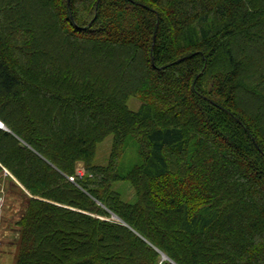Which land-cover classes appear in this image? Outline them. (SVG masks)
Wrapping results in <instances>:
<instances>
[{
  "label": "trees",
  "instance_id": "1",
  "mask_svg": "<svg viewBox=\"0 0 264 264\" xmlns=\"http://www.w3.org/2000/svg\"><path fill=\"white\" fill-rule=\"evenodd\" d=\"M0 121L16 264H264V0H0Z\"/></svg>",
  "mask_w": 264,
  "mask_h": 264
},
{
  "label": "rangeland",
  "instance_id": "2",
  "mask_svg": "<svg viewBox=\"0 0 264 264\" xmlns=\"http://www.w3.org/2000/svg\"><path fill=\"white\" fill-rule=\"evenodd\" d=\"M174 80H179L174 76ZM128 106L132 111H138L141 101L137 98H131ZM4 130H9L4 126ZM113 145V136H108L102 143L97 145L95 155V165L103 166L108 163L110 152ZM138 161V155L135 148L129 146L122 159L121 169L130 168ZM77 172L85 175V169L82 164L77 167ZM71 177H69L70 180ZM75 182V177L74 181ZM113 189L118 192L121 198L128 203H134L136 193L129 182H117ZM28 191L7 171L0 173V264H16L19 255V238L21 227L19 222L24 216L29 201ZM116 216V218H115ZM107 221H120L117 215L100 217Z\"/></svg>",
  "mask_w": 264,
  "mask_h": 264
},
{
  "label": "built area",
  "instance_id": "3",
  "mask_svg": "<svg viewBox=\"0 0 264 264\" xmlns=\"http://www.w3.org/2000/svg\"><path fill=\"white\" fill-rule=\"evenodd\" d=\"M0 129H4V124L0 121ZM78 176H83L82 172H77ZM70 181H74V177L70 178Z\"/></svg>",
  "mask_w": 264,
  "mask_h": 264
},
{
  "label": "water",
  "instance_id": "4",
  "mask_svg": "<svg viewBox=\"0 0 264 264\" xmlns=\"http://www.w3.org/2000/svg\"><path fill=\"white\" fill-rule=\"evenodd\" d=\"M115 218H116V216H115ZM167 257L164 255V259H166Z\"/></svg>",
  "mask_w": 264,
  "mask_h": 264
}]
</instances>
